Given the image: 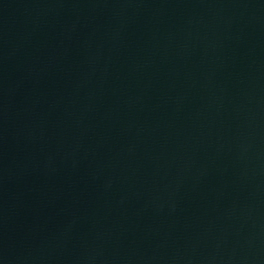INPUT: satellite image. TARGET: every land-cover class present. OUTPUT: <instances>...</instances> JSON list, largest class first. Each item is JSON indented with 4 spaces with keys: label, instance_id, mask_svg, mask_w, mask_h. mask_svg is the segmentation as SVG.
Masks as SVG:
<instances>
[{
    "label": "water",
    "instance_id": "1",
    "mask_svg": "<svg viewBox=\"0 0 264 264\" xmlns=\"http://www.w3.org/2000/svg\"><path fill=\"white\" fill-rule=\"evenodd\" d=\"M99 264H264V0L216 1Z\"/></svg>",
    "mask_w": 264,
    "mask_h": 264
}]
</instances>
